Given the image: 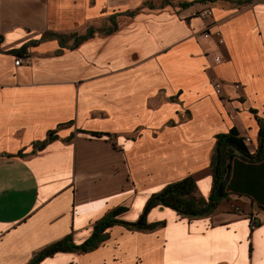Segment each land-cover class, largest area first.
Listing matches in <instances>:
<instances>
[{"label":"crops","instance_id":"crops-1","mask_svg":"<svg viewBox=\"0 0 264 264\" xmlns=\"http://www.w3.org/2000/svg\"><path fill=\"white\" fill-rule=\"evenodd\" d=\"M0 35V264L80 242L114 206L133 219L187 174L205 198L214 136L231 126L257 150L264 0H0ZM262 210L264 152L236 155L210 212L154 205L155 227L113 223L93 248L36 264H264V220H247Z\"/></svg>","mask_w":264,"mask_h":264},{"label":"trees","instance_id":"trees-1","mask_svg":"<svg viewBox=\"0 0 264 264\" xmlns=\"http://www.w3.org/2000/svg\"><path fill=\"white\" fill-rule=\"evenodd\" d=\"M199 1V0H192ZM244 2L248 0H238ZM181 5H188L192 2H179ZM87 33L79 36L83 38ZM1 40V35H0ZM24 48L23 45L15 48L16 53H20ZM253 110V109H252ZM257 130V150L254 153H248L246 144L234 126L229 127L226 131L215 134L214 146L210 158L211 184L209 192L205 198L195 195V183L190 174L181 178L164 183L158 190L150 192L145 198L141 210L133 219H123L118 215L126 207L117 205L109 209L105 214L98 218L91 227L89 234L80 242H74L70 234L55 239L42 248L37 250L27 264H36L41 258L51 255L56 251H78L82 252L93 248L106 237V227L113 223H119L131 229H151L162 223V220L146 221L145 214L148 209L154 205L167 206L172 208L177 214L187 217H195L210 212L218 200L226 195V186L229 175L231 160L236 156L248 158H257L264 152V117H258ZM53 131L50 130V135ZM92 135H99L100 131H88ZM46 139L34 142V146H42Z\"/></svg>","mask_w":264,"mask_h":264},{"label":"built area","instance_id":"built-area-1","mask_svg":"<svg viewBox=\"0 0 264 264\" xmlns=\"http://www.w3.org/2000/svg\"><path fill=\"white\" fill-rule=\"evenodd\" d=\"M195 13H196L198 16L204 18V17H206V16L209 15V13H210V9H209L208 7H203V8H201V9L196 10ZM208 27H209V24H206V25L203 27V30L201 31L203 36H207L208 34H211V33L209 32V30H208ZM212 33H213V37H214V39H215L217 42H222V37H221V34H220V32H219L218 30H214ZM217 58H218V57L215 56V59H217ZM20 60H21L20 57L17 56V57L14 58L13 62H14V64H17ZM213 86H214V88H215L216 91H219V89H220V82H219V80L214 79V81H213ZM244 139L247 140L248 138L245 137ZM235 209L238 210L237 207H235ZM247 220H248V225H249L250 227L254 226L255 224L260 223L261 221L264 220V210H262V211L260 212L259 215L250 213V214L248 215V217H247Z\"/></svg>","mask_w":264,"mask_h":264}]
</instances>
